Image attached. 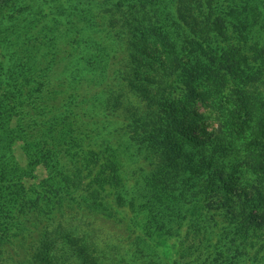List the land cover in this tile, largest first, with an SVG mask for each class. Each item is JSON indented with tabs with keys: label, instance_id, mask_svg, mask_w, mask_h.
Wrapping results in <instances>:
<instances>
[{
	"label": "trees",
	"instance_id": "1",
	"mask_svg": "<svg viewBox=\"0 0 264 264\" xmlns=\"http://www.w3.org/2000/svg\"><path fill=\"white\" fill-rule=\"evenodd\" d=\"M50 1L52 0H0L2 5L8 7L7 19L0 20V43L3 45L0 47L5 57V62L0 63V144L8 142L10 148L22 139V149L26 152L29 163H41L49 173L45 181L33 185L31 193L34 197L28 200V207L36 212L38 209L50 211L55 206L53 193L59 189L55 188L57 173L63 175L64 181H70L66 189L76 186L81 188L76 182V185L73 184L77 167L74 165L72 172L67 171V176L62 162L64 156L76 155L70 152L68 143L72 141V132L81 130L75 127L74 113L79 103L78 84L82 80L78 63L86 61L92 64L93 59L103 55L101 35L96 36L97 33L94 32L93 36L91 30L102 27L101 23H97V17L111 15L113 17L108 23L114 29L111 26L105 34L112 35L114 39L128 34L125 39L126 47L133 51V60L140 63L146 60L148 67H155L154 75L147 80L148 84L159 87L161 79H166L171 71L178 83H185H180L182 87L179 101L163 98V94L159 92L158 96L162 99L158 103L162 113L152 106H147L143 113L127 109L120 126L128 134L129 144L135 147V150L130 149L127 156L143 158L140 171L145 172L146 192L138 205L141 209L145 205L148 222L153 225L143 228L144 231L150 237L156 236L159 231L164 237L171 234L170 227L174 224L172 221L182 224L180 228H185L184 231L189 228L194 234L201 235L196 240L188 239L193 249L188 254L191 256V263L205 264L204 253L211 254V247L217 241H231L232 249L242 241L241 237L247 236L251 231L260 232L264 229V128H259L253 134L250 145H247L248 151L243 153L242 146L238 148L233 139L221 132L210 134L202 130L199 134L196 131V127H199L196 126L197 120L191 116L197 101L203 100V91L198 90L199 85L204 79H220L221 68L226 67V63L233 59L231 49L220 45L221 38L227 41L234 36L247 43L250 39L259 40L264 36V1L175 0L177 6L173 10L169 0H62L55 7L56 11L52 12L54 7L49 9L50 19L42 22L40 14L36 12ZM94 9L97 13L91 15L88 10ZM25 10L41 23L30 19L29 22L36 26L35 30L17 26L9 32L6 25H14L16 17L24 14ZM73 13L80 14V20L75 18L78 24L84 23V28L73 25ZM43 15L47 17L48 13ZM58 17H62V22ZM146 20L150 24H158V27L147 34L143 29H150L146 27ZM64 22L75 28L71 31L73 36L82 31L86 34V40L69 42V38H66L68 30H63ZM257 24L259 27L255 30ZM117 26L119 27L116 28ZM229 26L232 31L227 30ZM5 29L8 32L5 33ZM254 32L256 34L253 36ZM62 40H66L71 46L67 56H71L72 65L65 66L59 75H55V69L60 66L59 61L67 52L66 46L60 44ZM219 48L222 52H219ZM253 49L254 59L260 64L264 61V52H261L259 44L253 45ZM173 64H180L182 69L175 73L171 67ZM262 70L259 67L247 69L246 79L256 78ZM139 91L143 94L146 90L140 88ZM48 92L53 99L61 97L59 106H51L49 100H45L50 99L45 96ZM236 95L240 106L229 112L228 116L232 117L230 135L238 139L240 135H246L253 113L264 126V108L255 107L254 111L251 101L239 87L236 88ZM106 102V111L112 118L115 112L109 110V105L112 106L111 96ZM165 132L168 133L167 136L164 135ZM122 133L119 132V135ZM102 142L107 143L106 138ZM159 145L164 149L159 157L164 158L159 164L163 167L158 169L155 160L148 158L147 154L149 149L159 152ZM114 148L120 155L127 146L115 145ZM5 155L1 151L0 164L3 166L8 165L3 163ZM236 156L240 158H235ZM128 160L133 162L136 159ZM123 163L120 160L121 166ZM219 163L221 168L217 169ZM6 182L8 185H17L18 174L11 175L10 178L0 176V185ZM211 188L218 190L219 197L210 195ZM68 194L71 195V191ZM7 195V192H0V200L4 197L6 204ZM90 199L93 205L108 212L109 204L103 198L94 196ZM127 205L130 208L132 203ZM4 215L10 224L17 225L20 222L17 216L14 221L11 214ZM210 215L213 216L214 224L209 225L213 227L208 230L207 225L202 229L206 216L209 218ZM148 222L146 220V225ZM179 233L187 238L186 232ZM72 236L70 233L69 236L65 234V241L51 242L47 253L40 249L36 254L37 259L43 264H109L116 260V257H110L107 252L97 250L91 244L92 240L86 236ZM138 239L141 250L144 242ZM68 241L73 244L72 248L68 246ZM185 241L187 242L186 239ZM148 260V263L153 261L154 264H160L158 257L148 256ZM172 264L181 262L174 259Z\"/></svg>",
	"mask_w": 264,
	"mask_h": 264
},
{
	"label": "rangeland",
	"instance_id": "2",
	"mask_svg": "<svg viewBox=\"0 0 264 264\" xmlns=\"http://www.w3.org/2000/svg\"><path fill=\"white\" fill-rule=\"evenodd\" d=\"M59 2L62 0H57V2L52 0L37 10L36 14H40L42 22L50 19L51 12L49 9L55 8ZM169 5L173 10L177 6L175 0H169ZM7 11L8 7L0 3V20L7 19ZM54 11L56 8L52 12ZM88 12L91 15L97 13L95 9L88 10ZM43 13H48V16L45 17ZM66 16L63 17L64 20ZM71 16H73L71 17L73 25L84 28L82 27L84 23L79 22L78 24L75 18L78 17L80 20V14L73 13ZM111 17L113 16L97 17V23H101L102 27L91 30L93 36L95 33H97L96 36L101 35L100 43L102 44L103 55L93 59L92 64L86 61L78 63L82 72V80L78 84L79 103L74 113L76 114L75 127L81 128V130H74L71 134V137L73 136L72 141L68 143L70 152H74L76 155H66L62 162L66 175L67 171L72 172L74 165L77 167L73 184L76 185L77 183L79 186L81 185V188L76 186L66 189V185L69 186L70 181H64L63 175L57 173L55 188L58 187L59 189L53 193L55 206H52L50 211L41 209L39 211L38 209L35 212L28 207L27 202L34 197L31 191L34 190L35 184L45 181L49 177V173L43 164L29 163L28 156L22 149L24 146L22 139L12 144L10 148L8 142L7 144H0V153L4 151L6 154L3 163L8 164L4 166L0 164V176L6 175L10 178L11 175L18 174L19 177L17 185H8L7 182L0 185V192H7L8 194L7 204L4 202V197L0 200V264H43L36 257L39 250L44 249L47 253L51 242H63L65 241V234L69 236V233L73 235V238L86 236L92 240L91 244L97 250H103L110 254V257H116V260L109 264H114L113 262L115 264H154L153 261L148 263V256L158 257L160 264H172L174 259L179 260L181 264H192L191 256L188 254L193 249L188 239L196 240L201 235L194 234L189 228L184 231L185 228H180L182 224L179 225L174 221L170 227L172 228L171 234L164 237L160 235L159 231L156 236L152 237L144 231L143 228L147 229L153 225L148 222L145 205L142 206V209L138 205L144 199L143 193L146 192L145 172L140 171V163L143 158H129L127 156L130 149L135 150V147L129 144L128 134L120 128L127 109L143 113L147 106H152L154 110L162 113L158 103L162 97L158 95L161 93L163 98H173L179 101L182 87L180 83H185H178L175 80V74L171 71L166 79H161L159 87L148 84L147 80L154 75L153 68L155 67H148L149 65L145 63L146 60L143 63L133 60V51L126 47L125 39L128 38V34L121 35L118 39L105 34V31L110 30L111 26L114 29L113 25L108 23ZM33 18H35L34 15L28 14V10H25L24 14L16 17L14 25L8 23L5 28L9 29V32L17 26L31 27L35 30L36 26L32 25L29 20L35 22L38 19L33 20ZM59 19L62 22V17ZM83 22L85 21L83 20ZM145 23L147 24L146 27L150 28L147 30L143 27L145 34L156 26L158 27L157 23L150 24L148 20ZM60 24L62 26V23ZM73 25L64 22L63 26V30H68L66 38H69V42L86 40V34H83L82 31L79 35L73 36V32H71L75 30L72 28ZM258 25H255V30H258ZM6 29L5 33L8 32ZM227 30L232 31L230 26L227 27ZM86 31L90 30L86 29ZM255 34L256 32L253 33V36ZM14 35L13 33L12 38ZM60 42L61 45L66 46L67 52L64 53L65 57L59 61L60 66L55 69V75H59L65 66L72 65L71 56H67L71 46L67 44L66 40ZM221 42V46H227L231 49L233 59L226 63V67L221 68L222 76L220 79H204L199 85L198 90L203 91V100L197 101L194 112L191 111V116L197 120L196 126L199 127H196L198 128L196 131L199 134L202 133V130L210 134L221 132L231 140L233 139L238 148L242 146L243 153H245L248 151L247 145L251 140L250 138L258 132L259 128H264V126L258 121L259 117L253 113V119L249 120L246 135H240L238 139L236 136L232 138L230 135L232 117L228 116V113L240 106L238 95H236V88L238 87L244 90L254 111L255 107L264 108V61L260 64L256 62L253 49V45L259 44V47L262 48L261 52H264V36L260 37L259 40L250 39L247 43L237 40L234 36L231 39L228 38L227 41L221 38ZM2 50L0 47V63L5 62ZM219 52H222L220 48ZM171 67L174 68L175 73L182 69L180 64H173ZM251 67L254 69L259 67L263 70L256 78L246 79L248 78L247 69ZM136 74L138 75L136 76ZM138 77L141 79L138 80ZM140 88H144L145 93L142 94L139 91ZM45 96L50 97V99L45 98V100H49L48 103L51 106L55 104L59 106L62 101L61 97L53 99L50 92ZM109 96H111L110 104H112V106L109 105V110L115 112L112 118L106 111L108 109L106 100ZM241 113L243 114V111ZM258 114L260 115V112ZM119 132H123L122 135H119ZM81 133L84 134L80 135ZM164 135L167 136L168 133L165 132ZM96 136H100V138L97 139ZM175 137L174 135L173 138ZM104 138L107 142L105 144L102 142ZM109 145L112 146L113 150ZM115 145L127 146V148L118 155L114 151ZM163 150L160 145L159 152L148 150L147 157L155 160L158 169L163 167L159 166L163 162L164 157H159ZM235 158L239 159L240 156ZM128 159L136 160L131 162ZM120 160L124 162L123 166H121ZM220 168L221 164L219 163L217 169ZM62 188L63 190H61ZM66 190L71 191V195ZM210 190L211 196L219 197L217 195L218 190L213 188ZM94 196L103 198L109 204L107 206L108 212L91 203L90 198ZM130 202L132 205L129 208L127 204ZM6 213L11 214L14 221H16V216L20 218L18 220L20 222L17 223L18 226L16 223H8L6 215H4ZM146 220L148 225H146ZM212 221V215L209 218L206 216V222L202 225V229L209 224H214ZM211 227L213 226L209 225L208 230ZM180 231L186 232L187 238H183L179 233ZM138 238L144 242L141 250L138 246ZM241 239L242 241L232 249L231 241L222 240L214 243V246L211 247L213 252L211 254L204 253L205 264H235L234 262L236 264H264V229L260 232L251 231ZM72 245L68 241L70 248ZM208 258L210 262L207 260Z\"/></svg>",
	"mask_w": 264,
	"mask_h": 264
}]
</instances>
